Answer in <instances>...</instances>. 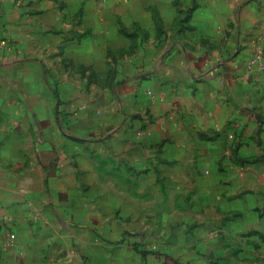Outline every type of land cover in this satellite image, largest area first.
<instances>
[{
    "label": "crops",
    "instance_id": "obj_1",
    "mask_svg": "<svg viewBox=\"0 0 264 264\" xmlns=\"http://www.w3.org/2000/svg\"><path fill=\"white\" fill-rule=\"evenodd\" d=\"M256 52L264 0H0V264H264Z\"/></svg>",
    "mask_w": 264,
    "mask_h": 264
},
{
    "label": "built area",
    "instance_id": "obj_2",
    "mask_svg": "<svg viewBox=\"0 0 264 264\" xmlns=\"http://www.w3.org/2000/svg\"><path fill=\"white\" fill-rule=\"evenodd\" d=\"M1 46L7 47L5 45V41H1ZM245 66L250 69L253 67H256L257 69H260L261 71L264 70V57L260 52H256L253 54H250L248 58L245 61ZM12 238V234H9V238L6 240V245H9Z\"/></svg>",
    "mask_w": 264,
    "mask_h": 264
}]
</instances>
